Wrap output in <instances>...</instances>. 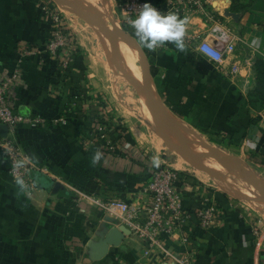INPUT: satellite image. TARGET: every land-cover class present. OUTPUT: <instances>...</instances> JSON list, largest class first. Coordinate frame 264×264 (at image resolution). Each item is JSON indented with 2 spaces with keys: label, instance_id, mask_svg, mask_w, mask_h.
<instances>
[{
  "label": "crops",
  "instance_id": "1",
  "mask_svg": "<svg viewBox=\"0 0 264 264\" xmlns=\"http://www.w3.org/2000/svg\"><path fill=\"white\" fill-rule=\"evenodd\" d=\"M81 1L95 13L94 28L98 31L99 23L100 30L108 31L110 2ZM213 3L236 45L234 52L224 55L223 66L229 68L237 62L239 73L223 74L187 46L183 52L171 43L154 52L145 48L157 95H149L143 104L151 116L153 106L160 104L174 127L180 122L181 127L195 131L200 139H204L200 132L207 131L212 137H221V142L227 140L264 170V0H213ZM232 5L239 8L232 9ZM181 18L187 21V35L222 41L198 16L186 13ZM113 33L101 35L110 39ZM49 36L50 24L36 7V0H0V71L15 68L19 44L41 46ZM143 66L145 71L140 77L146 84L144 61ZM21 72L22 81L12 89L11 95L15 109L22 114H38L50 122L43 129L20 124L13 132L34 165L32 175L37 188L31 194L12 181L9 163L0 150V264H179L181 233L163 237L161 247L148 254H144L145 243L131 233L119 246L110 247L106 256L99 260L92 258L89 244L99 239L105 225L117 221L116 215L104 210L102 202L118 198L136 207L149 203L142 190L146 175L135 160L146 150L133 139L135 133L121 118H116V126L112 124L107 131L117 148H107L96 137L97 107L88 106L92 100L80 103L77 92L107 91L99 86L98 72L81 47L67 72L51 61L40 64L35 56L23 59ZM179 72L191 79L188 85L180 84ZM108 99L113 108L114 103ZM156 112L166 125H171ZM62 116L65 121L58 120ZM207 145L204 139L192 149L205 151ZM123 147L125 151H119ZM97 151L102 156L93 164ZM200 166L210 171L206 165L200 163ZM185 174L179 188L190 213L183 233L189 235L191 264H264V221L259 233L253 231L257 220L264 219V210L210 187L199 172L193 173L196 178ZM54 181L59 183L56 190L52 187ZM203 196H210L218 207L216 220L207 228L201 227L193 211ZM160 248L171 251L173 257H165Z\"/></svg>",
  "mask_w": 264,
  "mask_h": 264
},
{
  "label": "built area",
  "instance_id": "2",
  "mask_svg": "<svg viewBox=\"0 0 264 264\" xmlns=\"http://www.w3.org/2000/svg\"><path fill=\"white\" fill-rule=\"evenodd\" d=\"M120 2L123 22L125 23H127L128 18H135L145 3L153 5L162 14L173 12L180 18L186 13L198 16L206 27H209L214 34L222 37V41H211L207 36L185 34V45L211 61L223 74L235 76L239 73L240 64L237 62H233L229 68L223 66L224 55L228 52H234L236 45L232 32L221 22L213 0H121ZM36 7L50 24L49 38L41 46L19 44L15 68L10 71H0V123L6 124L8 127L7 136L0 137V150L9 163L10 178L27 194H31L37 188L32 175L34 165L14 138L13 132L20 124H28L43 129L47 127L50 120L38 114L19 113L11 100L12 89L22 81L21 66L26 56L37 57L40 64L54 62L58 69L67 72L79 49L65 16L54 0H36ZM127 28L133 29L129 24ZM217 42H220L221 45H218ZM84 90L77 92L80 103L82 100H86V103L93 101L94 106L97 107L95 114L99 118L98 123L95 124L96 137L101 139L102 144L107 148H117L109 139L107 132L112 124L116 126V120L112 117L107 100L98 93L89 94L86 89ZM58 120L65 121V116L58 118ZM125 149L123 147L119 151L122 152ZM150 156L145 151L139 153L135 159L139 169L146 175L142 190L149 197V203L143 207H136L125 200L110 198L102 202L101 206L107 213L117 216L116 224L125 225L132 234L145 243L144 254L150 253L154 248L161 247L163 237H172L181 233V257L177 260L179 264H191L192 251L188 247L191 245L189 235L183 233V227L190 213L184 204L179 188L181 178L176 173V169L162 163L156 165ZM18 181H22V184ZM217 208L210 196H203L197 200L193 211L198 217L201 227L207 228L214 223L218 214ZM262 221H264L262 218L257 220L253 230L255 233L261 231ZM161 251L165 257H173L171 251L165 248Z\"/></svg>",
  "mask_w": 264,
  "mask_h": 264
},
{
  "label": "rangeland",
  "instance_id": "3",
  "mask_svg": "<svg viewBox=\"0 0 264 264\" xmlns=\"http://www.w3.org/2000/svg\"><path fill=\"white\" fill-rule=\"evenodd\" d=\"M108 1L110 2L109 10L111 15V21L108 23V31L110 35L113 32H118V34L115 35V33H113L110 39H103L101 34L104 36L105 34H109V32L105 29L100 30L101 26L99 27V23L98 29L101 32L94 28L96 23L94 18H96V16L91 14L92 8L83 4L81 0H67L68 3H58L54 0L65 16L66 22L71 28L75 38L77 37V44L87 53L91 65L98 72V84L107 91L104 93L98 91V95L103 96L107 100L112 117L115 119L121 118L124 125H127L128 128L130 127L133 133H135L133 139H135L136 142L138 141V145L146 150L153 159L158 160L159 163L176 169L171 166L172 163L174 161L182 162L186 164L188 168L203 174L206 180H208L205 183L211 184L210 187H214L221 193H226L245 205L259 207L264 210V201L259 200L261 198L264 199V192L246 182L232 165L222 163L218 157L212 155H210L211 157L209 155L201 156L199 157L200 160L199 158L189 157L176 151L167 143L166 139L169 137L175 144L192 149L193 146L197 147L205 139L206 143L211 145V147L224 151L234 157H238L243 166L252 173L257 174L258 178L264 182V170H262L261 167H257L254 162H250V158L238 152L237 148L231 146L227 140L221 142L222 138L217 136L213 137L215 140H210V138L202 132L200 133L204 139H200L195 131H191L194 132L191 133L185 126L184 128L181 127L180 122H177L175 127L168 125L167 127L164 126L160 128L156 124L151 114H149L150 111H148L147 107L143 104L146 102V97L149 95H156L152 80L149 81L148 79L146 84L143 82L140 75L144 73L145 70L141 57L137 51L138 49L130 40L128 41L129 38L125 34L127 38L122 32L115 30L117 27H115L114 24L122 30L128 32L130 30L127 28L128 24L123 22V12L120 6L121 0ZM73 4H76V6ZM101 12L103 11L101 10ZM104 14L103 12L102 15ZM70 16L73 17V19H71ZM106 20L108 22V18ZM132 32V34L135 35L134 30ZM118 41L119 43H117ZM143 77L145 78L146 75H143ZM109 97L114 103L116 110L113 105V108H111ZM142 98L145 99L141 101ZM137 113L144 116L147 121ZM180 128L183 131H181ZM186 137L187 141L185 139ZM151 142L152 144L154 143L153 145H155L156 150L152 148ZM169 154L173 156L171 160L168 159ZM200 163L209 167L210 171L208 172L202 168ZM229 163H232V161L229 160ZM182 171L193 175L195 178L197 177L188 170ZM231 188H234L241 197L236 196L235 192L230 191L232 190ZM222 189L230 192L228 193Z\"/></svg>",
  "mask_w": 264,
  "mask_h": 264
},
{
  "label": "water",
  "instance_id": "4",
  "mask_svg": "<svg viewBox=\"0 0 264 264\" xmlns=\"http://www.w3.org/2000/svg\"><path fill=\"white\" fill-rule=\"evenodd\" d=\"M58 3H62L59 0H56ZM93 14V12L91 13ZM95 14V13H94ZM93 14V15H94ZM116 26V25H114ZM117 30L125 34L129 40L135 45V47L138 49L142 60L145 63V66L147 68V72H145V75L149 81H151V73L148 67V61H147V56L143 48L139 46L137 43V39L134 35L129 33L128 31L122 30L120 27L116 26ZM110 33V32H109ZM153 83V82H152ZM156 94V93H155ZM157 95V94H156ZM154 108H157V104L154 105ZM152 117L155 120L156 124L162 128V127H167L160 118H158L156 112L153 109L152 112ZM170 124V123H168ZM173 126V124H171ZM8 134V127L6 124L0 123V137H6ZM167 143L170 144L176 151L185 154L189 157L192 158H199L201 156L205 155H216L219 160L222 163L230 164L232 165L233 168H235L240 174L241 177L248 182L249 184L255 186L258 188L260 191L264 192V182H262L254 173H252L249 169H247L245 166H243L237 159L238 157H234L230 154H227L224 151H221L219 149H216L214 147H211L209 145L205 146V151H200L196 149H188L185 148L181 145L175 144L170 140L168 137L166 139ZM173 156L171 154L168 155V159L171 160ZM229 160L232 161V163H229ZM53 189H57L59 187V183L57 181L53 182ZM261 201H264V199H259ZM131 234V230L127 228L123 224H116V222L111 223L110 225H105L104 229L100 232V237L97 241H93L89 244L90 249H91V255L92 258L95 260H99L102 257L106 256L109 253L110 247H115L119 246L123 239Z\"/></svg>",
  "mask_w": 264,
  "mask_h": 264
},
{
  "label": "clouds",
  "instance_id": "5",
  "mask_svg": "<svg viewBox=\"0 0 264 264\" xmlns=\"http://www.w3.org/2000/svg\"><path fill=\"white\" fill-rule=\"evenodd\" d=\"M127 23L134 29L137 43L141 48L156 51L166 43L173 44L178 51H186L184 38L186 34V19L180 18L176 13L162 14L153 5L145 3L141 6L135 18H128ZM102 154L97 151L92 158L96 164ZM158 165L159 161L154 159ZM22 184V181H18Z\"/></svg>",
  "mask_w": 264,
  "mask_h": 264
},
{
  "label": "bare ground",
  "instance_id": "6",
  "mask_svg": "<svg viewBox=\"0 0 264 264\" xmlns=\"http://www.w3.org/2000/svg\"><path fill=\"white\" fill-rule=\"evenodd\" d=\"M122 42V41H121ZM138 51V50H137ZM139 52V51H138ZM140 57H141V55H140ZM141 60H142V58H141ZM142 62H143V60H142ZM140 81H141V79H140ZM151 97H153V96H151ZM153 108H154V106H153ZM148 109V108H147ZM156 110L163 116V119H166L170 124H171V119H170V117H169V115L166 113V110L163 108V106H161L160 104H157V108L155 109L154 108V111L156 112ZM148 113V112H147ZM150 114V113H149ZM156 114L159 116V114L156 112ZM160 117V116H159ZM161 118V117H160ZM162 120V119H161ZM214 155V154H213ZM214 156H216V155H214ZM217 157V156H216ZM169 164H171V163H169ZM171 166H173L174 168H176V169H179V170H188V171H190V172H192V173H194V174H198V172L197 171H194V170H192V169H190V168H188V166H186V164H184V163H182V162H179V161H174L173 163H172V165ZM202 179H204V178H202Z\"/></svg>",
  "mask_w": 264,
  "mask_h": 264
},
{
  "label": "trees",
  "instance_id": "7",
  "mask_svg": "<svg viewBox=\"0 0 264 264\" xmlns=\"http://www.w3.org/2000/svg\"><path fill=\"white\" fill-rule=\"evenodd\" d=\"M237 8H239V7H235V6H233L232 5V9H237ZM133 30H129V33L131 32V34L133 33L132 32ZM133 35V34H132ZM135 36V35H134ZM144 49V51H145V53H146V56L148 57V53H147V51H146V49L145 48H143ZM190 78L188 77V76H185L183 73H181V72H179V81H180V84H182V85H188L189 83H190ZM186 81V82H185ZM92 98V97H91ZM89 107H93V103H89V105H88ZM84 114V113H83ZM82 114V115H83ZM84 118H89L90 116H86V115H84L83 116ZM117 129H118V127H117ZM204 133H207L208 134V137L210 138V140H215L213 137H212V135L210 134V133H208L207 131H203ZM176 171V173L180 176V178L181 179H183V175H187V174H185V173H183V172H181V171H178V170H175ZM34 177V176H33ZM185 177H187V176H185ZM34 179H35V177H34ZM35 181H36V179H35Z\"/></svg>",
  "mask_w": 264,
  "mask_h": 264
}]
</instances>
